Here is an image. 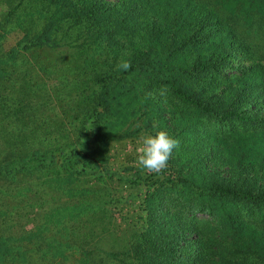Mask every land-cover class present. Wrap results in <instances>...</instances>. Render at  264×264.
Returning a JSON list of instances; mask_svg holds the SVG:
<instances>
[{"label": "trees", "instance_id": "obj_1", "mask_svg": "<svg viewBox=\"0 0 264 264\" xmlns=\"http://www.w3.org/2000/svg\"><path fill=\"white\" fill-rule=\"evenodd\" d=\"M4 1L0 264H264V0Z\"/></svg>", "mask_w": 264, "mask_h": 264}, {"label": "clouds", "instance_id": "obj_2", "mask_svg": "<svg viewBox=\"0 0 264 264\" xmlns=\"http://www.w3.org/2000/svg\"><path fill=\"white\" fill-rule=\"evenodd\" d=\"M130 66L128 60H121L117 65L123 71H127ZM177 146L178 141L164 130H158L154 135L144 134L140 137L136 163L150 173H160L167 167L172 150Z\"/></svg>", "mask_w": 264, "mask_h": 264}, {"label": "rangeland", "instance_id": "obj_3", "mask_svg": "<svg viewBox=\"0 0 264 264\" xmlns=\"http://www.w3.org/2000/svg\"><path fill=\"white\" fill-rule=\"evenodd\" d=\"M9 8V6L6 4V1L4 2H0V12L3 11L4 9ZM84 34V32L82 31V35ZM20 34H18L17 32H12L10 33L6 40H5V46L9 47L11 45L14 44V42L19 38ZM89 39L91 40V46L96 50V53L99 54L101 50H111V46L110 44H107L105 41L102 40H96L95 36L89 37ZM113 56H109L107 58L111 59ZM127 101L130 100L129 98H126ZM137 103H140V99L136 97ZM127 143V148L126 150H131L133 147L136 148V152H137V148L139 145V141L135 142H129L128 139L126 140ZM127 151V152H129Z\"/></svg>", "mask_w": 264, "mask_h": 264}]
</instances>
